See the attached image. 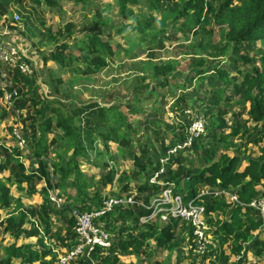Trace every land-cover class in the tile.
Here are the masks:
<instances>
[{
    "label": "rangeland",
    "instance_id": "1",
    "mask_svg": "<svg viewBox=\"0 0 264 264\" xmlns=\"http://www.w3.org/2000/svg\"><path fill=\"white\" fill-rule=\"evenodd\" d=\"M151 1L139 0L136 5H129L133 11V18H135V21H131L119 16L116 0H20V2L19 0H0V30L9 31L11 40L16 46L22 49L30 48L28 55L32 60L33 73L28 77H33L35 74V96L44 97L48 101L54 100V105L60 107L66 114H72V111L77 108L84 110L85 114L83 112L79 116L82 123L89 112L105 108L104 115H106L107 124H103L100 130L102 133H106L110 128L115 127L117 128L116 133L123 137V140L120 141L113 134L105 142L98 134V130L91 129L90 137L82 134L85 154L79 156V167L90 184V195L96 194L101 197L133 195L135 198H140L146 195L145 192L140 191V188L143 187L149 173L148 185L150 187L164 188L172 185L175 188V184L171 182L172 176L167 174L168 169L173 170L177 167L171 159L164 165L158 163L163 172L157 183L150 181L155 175L153 169L156 162H159V158L163 154L162 147L167 149L173 146L172 142L178 143L179 137H185L189 130L192 118L185 113L187 110L185 103H188V106L191 105L189 107H194L189 110L197 109L203 114H206L208 109L209 116L212 117L217 116V109H225L227 114L220 118L224 119L228 126L234 125L240 119L243 122L245 119V114L238 117L242 108L235 103L238 96L231 89L234 82L238 84L241 81L244 73H249L253 67H260L259 59L264 55V40L244 44L234 53L231 50L221 52L209 48L203 49L202 45L206 39L204 31L201 29L202 25L200 26L196 22L190 24L181 19L176 22L167 21L162 30L159 23L160 9L152 10L150 8ZM212 2L213 7L217 10L224 3H228L229 7L237 6L240 0H212ZM165 3L167 0H161L160 5H165ZM200 20L204 29L212 30L211 41L217 42L219 26L216 25L213 17L202 12ZM96 22L103 23L97 32L100 33V38L103 41L109 43L112 55L107 58L105 67L92 74H83L82 54L73 47V44L74 41L82 39L84 31ZM67 23L74 25V37L68 39L65 34L63 38L58 37L56 31L62 29ZM137 28L144 29L147 35L148 31L151 34L147 38L139 36L140 33L136 32ZM57 37L59 42L64 41L70 45V49H66L64 55L71 61H65L63 66H59L53 61L44 62V57L55 49V38ZM244 56H247L251 61L248 63L239 61L238 67H235L231 59L241 60ZM195 57H202L205 66L219 64L220 67L228 71V80L233 83L225 87L224 91L226 96L230 97V101H219L217 105L210 102L213 86L220 83L216 80L215 74L211 72H208V78L201 81L195 80L190 67V63ZM170 59L176 61V72L174 77L167 78L165 85L160 87L156 85L157 79L153 76L152 66ZM185 78H187L186 81ZM180 85H184L186 89L181 88ZM182 99L185 103L179 104L178 100ZM24 113L23 111V115ZM51 116L52 113L47 112L46 118H51ZM56 117L53 116V126L45 134L44 140L53 151L49 159L58 163L57 156L67 158L65 149L68 146V140L62 138V132L55 128ZM206 119L205 126L209 122L207 117ZM10 123L9 114L0 104L1 145L14 149ZM27 125L29 126V123ZM253 125L251 121L244 122L239 136L227 140L233 146L229 149L222 147L219 140L221 135L229 132L228 128L206 131L201 136L202 143L207 148L213 145L222 151L237 152L243 159L257 157L259 144L256 142L262 140L259 137L255 140L256 142L249 140L257 134ZM34 126L37 127L38 123H35ZM260 126L258 125V127ZM212 133L215 134L214 139H211ZM52 139L56 140L54 144L50 145ZM208 141L210 144L207 145ZM26 146L28 149V145ZM179 154L181 152H177L175 155L176 159L179 158ZM29 155L23 156L26 168L35 170V166H37V171H40L41 174L39 160L30 161L28 159L27 161L26 157ZM183 155L192 157L188 151H184ZM133 156L142 159L146 166L142 168L137 166ZM164 173L166 175L162 179L161 176ZM7 175V172L0 174V179L4 183H6L4 178ZM52 175L56 182L53 172ZM42 187V184L37 183L35 194L30 195L26 189L19 191L15 185L11 186L10 206L8 209L0 211V257L4 254V248L11 243L3 231L4 218L10 213L17 214L27 209L36 210L43 197L44 188ZM186 194L188 193H182L183 196ZM18 204L23 207L17 208ZM75 206L72 203L61 213L51 215L53 228L49 235L44 234V226L40 224L38 216L27 214V221L24 225L26 233L36 231L38 236L43 237L45 251L49 252L45 259L49 260L51 264H58L60 257L67 254L69 247L73 246V242L70 240L62 241L56 237L55 232L59 233L60 237L67 235L64 218L67 216V218L73 219L69 214V208L78 209ZM63 211L65 212L62 213ZM169 217H166L165 220L154 218L149 219L146 223L139 222V226L132 231V234L147 233L155 221L160 224V228H163L165 224H174V222L172 223L173 219H168ZM217 217L216 214L210 216L205 214L209 235L215 229L213 223ZM121 226L118 222L109 230L104 224V228L113 234L114 238L115 233L121 232ZM175 231L174 237L161 248L155 245L154 239L147 236L145 252L130 256L133 263L225 264L220 258L221 255H225L230 257L226 264H233V257L229 255L228 243L220 244L218 239L210 235V242L214 247L209 252L211 254L206 257L203 255L194 257L189 250L191 238L186 232V227L179 222ZM38 236L35 233L29 237L26 234L21 235L17 245L33 243ZM243 247V257L240 259L242 264H264V255L255 256L247 243H243ZM37 249L42 251L40 247ZM129 259L128 255L120 256L119 264H128ZM13 263L18 264L17 260H13Z\"/></svg>",
    "mask_w": 264,
    "mask_h": 264
},
{
    "label": "trees",
    "instance_id": "2",
    "mask_svg": "<svg viewBox=\"0 0 264 264\" xmlns=\"http://www.w3.org/2000/svg\"><path fill=\"white\" fill-rule=\"evenodd\" d=\"M138 1L116 0L119 16L122 19L135 21L133 11L129 8V5H136ZM160 2L161 0H152L150 2V8L152 10L160 9L159 23L162 26V30L165 28L167 21L176 22L183 19L190 24L196 22L198 25H202L201 29L205 33L206 40L202 45L203 49L209 48L221 52L231 50L234 53L244 44L264 40V0H240L239 5L234 7H229L228 3H224L217 10L213 7L212 0H167L165 5H160ZM202 12L206 15H211L216 25L219 26L218 41L215 43L211 41L212 30L204 29L203 23L200 20ZM102 24V22H96L92 27L84 31V37L82 39L74 41L73 47L78 49L82 54L81 58L84 62L83 74H92L105 67L107 65V58L112 55L109 43L103 41L100 38V33L97 32L102 27ZM73 28L74 25L72 23H67L62 29L56 31L58 37L63 38L65 34L66 38H73ZM136 32L140 33L139 36L144 38H147L151 34L148 31L147 35L145 30L141 28H137ZM58 37L55 38V49L44 57V62L53 61L59 66H63L65 61H71L69 57L64 55V51L70 49V45L64 43V41L62 43L59 42ZM231 61L235 67H238L237 63L239 61L248 63L251 60L247 56H244L241 60L232 58ZM259 61L260 67H253L249 73H244L241 81L238 84L234 82L231 89L238 96L235 103L242 108V112L238 117L245 114L243 122L240 119L234 125L228 126L224 119L220 118V116L227 114L225 109H217L216 117L209 116L208 109L206 114H204L209 120L206 125L207 132L214 131L216 128L229 129L228 133L221 135L219 138L222 147L226 149L233 147L227 140L239 136L244 122H253V129L257 134L253 135V138L249 140L256 142L255 140L258 137L262 140L261 142H256L259 144L257 157L243 159L237 152L229 153L222 151L213 145L207 148L200 138L185 150V152L188 151V153H191L192 157L183 155V152L179 154L178 159L175 156H171V161L173 160V163L177 167L173 170L168 169L167 173L172 176L171 182L176 186L174 193H188L184 198L195 196L200 189L205 187L230 190L237 196L238 204H231L226 202L222 197L213 196L205 197L202 201L207 216L212 214L218 215L213 223L215 229L211 236L218 239L220 244L228 243L229 255L232 257L242 256L244 249L243 243L249 244L255 256L264 255V239H258L254 236V232L260 229L261 219L258 216V212L248 206L253 200L264 196V55ZM176 66V61L171 59L153 65L152 73L157 79L156 85L163 87L167 78L174 77ZM190 67L196 81L208 78V72L215 74V78L220 84L213 86L211 103L217 105L219 101H230V97H227L224 91L225 87L233 83V81L228 80L229 73L227 70L220 67L219 64L205 66L202 57H195L190 63ZM35 80V74L33 77H24L18 74L14 76V82L20 94L15 103V107L25 112L21 119L22 134L26 139L33 157L39 160L42 173L40 174V171H37L38 168L35 170L26 169L24 164L18 159L19 150L17 148L9 149L3 147L0 141V155L2 158L0 161V174L8 173L4 178L6 183L0 179V211L8 209L10 206L12 198L11 186L15 185L19 191H25L26 189L30 195L35 194V186L37 183L40 184L42 180L49 186L50 178L46 160L53 154V151L50 150L44 137L53 126V116H57L55 128L62 132V138L68 140V146L65 149L67 158L65 156H57L58 163L52 161V172L56 176L55 186L58 188L60 195L65 199L68 206H71L73 203L80 211L97 208L100 206L104 197L96 194L90 195V184L85 178L84 173L80 170L79 156H84L85 154L81 136L82 134H86L87 137H90L91 129H93L98 130V134L101 135L105 142L113 134L120 141L123 140V137L116 133L117 128L115 127L110 128L106 133H102L100 130L103 124H107L106 115H104L106 112L105 108H98L89 112V114H86V118L82 123L79 116L83 112L85 114L84 110L77 108L72 111V114H66L60 107L54 105V100L48 101L44 97L38 98L35 96ZM180 87L186 89L184 85H180ZM178 102L179 104L185 103L184 99L178 100ZM184 105L186 109L194 108L189 107L191 105L188 106V103ZM177 106L178 103L175 106L176 109ZM49 111L52 113V116L51 118H46V114ZM27 123H29V126ZM35 123H38L37 127L34 126ZM258 125L261 126L258 127ZM183 138L179 137L177 142L182 141ZM214 138L215 134L212 133L211 139ZM55 140L52 139L50 145L54 144ZM174 144L176 142H172V145ZM206 144L208 145L210 142L208 141ZM165 150V147H162L163 153ZM215 155L216 157H214ZM133 158L137 166L141 168L146 166L139 157L133 156ZM158 169L159 164L156 162L153 172ZM165 175L166 173L161 178L164 179ZM149 176L150 173L147 177L149 178ZM148 178L143 187L140 188V191L145 192L146 195L136 198L144 204H148L150 198L162 189L160 186L150 187L148 185ZM43 191L42 200L36 210L27 209L17 214L10 213L4 218L3 231L7 234L11 243L4 248V254L0 257V264H14L13 260H17L18 264H51L49 260L45 259L49 252L45 251L44 239L42 236H38L36 231L34 233L38 237L35 242L17 245V241L21 235L26 234L29 237L34 234L32 232L26 233L24 225L27 221V214L38 216L40 224L44 226V234L49 235L53 228V221L50 218L51 215L53 213L59 214L62 211L56 209L49 202L46 188ZM21 207L23 206L20 204L17 205V208L20 209ZM148 213L144 207L138 205L113 209L101 218V221L104 222L105 227L109 230L118 222L122 225L121 232L119 231V234L115 233L112 246L109 249L97 248L91 253L90 258L78 259L72 264H119L120 256L140 255L145 252L144 247L146 239L148 238L147 236L155 240L157 247H163L168 240L174 237L179 222L173 220L172 223L174 222V224H165L163 228H160V224L155 221L149 227L147 233L133 235L132 231L139 226V218L146 216ZM64 224L67 235L60 237L59 233L56 232L55 235L62 241L66 239L70 240L74 246L76 243L74 242L75 235L73 232L74 220L65 216ZM185 227L187 234L191 238V248L189 250L193 256L203 255L206 257L210 255V250L214 249L212 243L203 254L193 252L192 232L189 227ZM122 233L126 235L123 236ZM37 247L42 248V251L40 252ZM72 247H69V249ZM220 258L226 264L230 257L221 255ZM130 264L141 263L136 262ZM233 264L237 263L233 261Z\"/></svg>",
    "mask_w": 264,
    "mask_h": 264
},
{
    "label": "built area",
    "instance_id": "3",
    "mask_svg": "<svg viewBox=\"0 0 264 264\" xmlns=\"http://www.w3.org/2000/svg\"><path fill=\"white\" fill-rule=\"evenodd\" d=\"M28 46V45H27ZM30 46V45H29ZM30 48H20L11 40L9 31L0 30V104L10 117V133L13 137L14 148L19 150L18 159L26 167L23 156H27L30 161H36L31 150L27 149V142L22 134L21 119L23 111L16 109L15 103L19 98L18 87L14 82L16 74L24 77L31 76L33 73L31 58L28 55ZM36 72V71H34ZM192 118L189 130L182 141L173 146L168 147L159 158V164H167L171 156H175L177 152H184L194 141L202 138L206 132V117L197 110H185ZM6 147V146H3ZM8 148V147H6ZM30 157V158H29ZM47 161V170L49 173L50 184L46 185L42 180L40 185L46 188L47 198L56 209L64 210L67 208L65 199L60 195L58 188L52 175V161ZM37 169V166L35 167ZM27 169V168H26ZM162 167L156 170L151 183H157ZM222 197L226 202L238 204L237 196L230 190L218 188H202L195 196L184 198L182 194L174 193L172 185L162 188L156 195L152 196L148 204H144L141 200H137L133 195L126 196H108L104 197L101 204L97 208L80 211L78 209L69 208V214L74 219L73 232L75 235V246L68 250L67 254L60 257L58 264H71L81 258H90L97 248L109 249L112 246L114 235L104 228V222L101 221L106 214L117 207H129L138 205L144 207L149 213L145 217L140 218L141 223H146L149 219L165 220L173 219L180 222L191 229L193 240V252L203 254L211 244L208 228L205 223V207L202 201L205 197ZM258 212L261 219L260 229L254 232V236L258 239H264V196L259 197L248 204ZM167 219V220H168ZM191 248V246L189 245ZM243 254V252H242ZM243 256L233 257V261L242 264L240 260ZM232 261V262H233Z\"/></svg>",
    "mask_w": 264,
    "mask_h": 264
},
{
    "label": "crops",
    "instance_id": "4",
    "mask_svg": "<svg viewBox=\"0 0 264 264\" xmlns=\"http://www.w3.org/2000/svg\"><path fill=\"white\" fill-rule=\"evenodd\" d=\"M35 167H36V166H35ZM8 238H9V237H8ZM10 241H11V240H10ZM130 256H131V255H128V257L130 258L129 261H128V264L131 263V262H132V263L134 262V261H132V259H131ZM119 258H120V257H119ZM92 264H93V263H92Z\"/></svg>",
    "mask_w": 264,
    "mask_h": 264
}]
</instances>
